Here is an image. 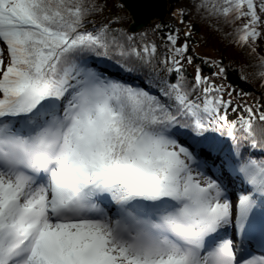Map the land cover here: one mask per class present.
Listing matches in <instances>:
<instances>
[{
	"label": "snow or ice",
	"instance_id": "snow-or-ice-1",
	"mask_svg": "<svg viewBox=\"0 0 264 264\" xmlns=\"http://www.w3.org/2000/svg\"><path fill=\"white\" fill-rule=\"evenodd\" d=\"M191 7L264 88V0ZM105 9L0 0V264H264V96L237 103L216 60L189 79L190 33L158 51Z\"/></svg>",
	"mask_w": 264,
	"mask_h": 264
},
{
	"label": "trees",
	"instance_id": "trees-1",
	"mask_svg": "<svg viewBox=\"0 0 264 264\" xmlns=\"http://www.w3.org/2000/svg\"><path fill=\"white\" fill-rule=\"evenodd\" d=\"M102 4H106V9L102 15L95 17L96 21H110L118 19L119 23L111 25L112 27L123 29L132 34L139 36L142 33L147 34L149 41L155 42L159 48L162 45L164 38L169 32L179 30L178 44L185 42V33H190L188 38V53L192 56L193 63L185 64V73L191 78L196 65L201 67L202 73L210 75L211 71H215L209 65L203 63L204 58L209 61L216 60L222 63L226 69L227 79H215L214 82L233 85L242 94L237 98L236 102L254 103L258 98L264 96V88L260 87L261 81L256 78V69L249 67L250 64L256 63V58L250 56L245 49H241L230 43L231 37L225 35L231 29L223 24L222 21H217L214 18H203L198 16L192 9L191 5L194 0H168V14L163 20H155L135 32L130 30L132 18L126 8L117 0H100ZM120 5V6H118ZM181 10H184V15L181 16ZM183 20V23H181ZM159 26V28H157ZM197 46H200L210 55H203L197 51ZM259 55H263L258 51ZM115 69V68H113ZM116 70V69H115ZM244 75L247 81L240 77ZM243 93L250 95L244 96ZM235 96L236 94L233 93ZM256 152L257 150H253Z\"/></svg>",
	"mask_w": 264,
	"mask_h": 264
},
{
	"label": "water",
	"instance_id": "water-1",
	"mask_svg": "<svg viewBox=\"0 0 264 264\" xmlns=\"http://www.w3.org/2000/svg\"><path fill=\"white\" fill-rule=\"evenodd\" d=\"M131 14L130 30L135 32L168 14V0H118Z\"/></svg>",
	"mask_w": 264,
	"mask_h": 264
},
{
	"label": "rangeland",
	"instance_id": "rangeland-1",
	"mask_svg": "<svg viewBox=\"0 0 264 264\" xmlns=\"http://www.w3.org/2000/svg\"><path fill=\"white\" fill-rule=\"evenodd\" d=\"M128 11V10H127ZM129 12V11H128ZM131 16V14H130ZM197 51L203 55H210L211 52L210 51H207L206 49L200 47V46H197ZM258 51L264 55V43H259L258 42Z\"/></svg>",
	"mask_w": 264,
	"mask_h": 264
}]
</instances>
